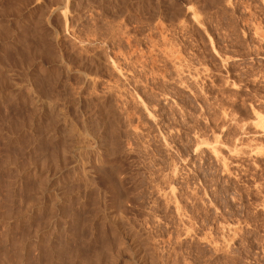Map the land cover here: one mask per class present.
<instances>
[{
  "label": "rangeland",
  "instance_id": "374dc122",
  "mask_svg": "<svg viewBox=\"0 0 264 264\" xmlns=\"http://www.w3.org/2000/svg\"><path fill=\"white\" fill-rule=\"evenodd\" d=\"M64 1L0 0V264H264V0Z\"/></svg>",
  "mask_w": 264,
  "mask_h": 264
},
{
  "label": "bare ground",
  "instance_id": "6f19581e",
  "mask_svg": "<svg viewBox=\"0 0 264 264\" xmlns=\"http://www.w3.org/2000/svg\"><path fill=\"white\" fill-rule=\"evenodd\" d=\"M63 1H64V0H63ZM64 4H65V1H64ZM64 4L62 5L63 7L65 6ZM58 8H59V7H58ZM65 8H66V7H64V8H62V9L60 8V10H62V12L60 11V13H62V15L65 14V10H63V9H65ZM63 16H64V15H63ZM65 17H66V16H65ZM65 17H64V18H65ZM47 255H48V254H47Z\"/></svg>",
  "mask_w": 264,
  "mask_h": 264
}]
</instances>
